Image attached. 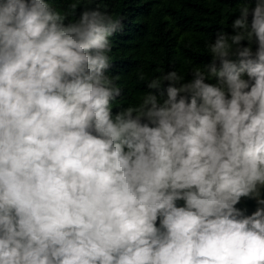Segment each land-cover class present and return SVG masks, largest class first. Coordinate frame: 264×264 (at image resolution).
I'll list each match as a JSON object with an SVG mask.
<instances>
[{
	"label": "clouds",
	"instance_id": "clouds-1",
	"mask_svg": "<svg viewBox=\"0 0 264 264\" xmlns=\"http://www.w3.org/2000/svg\"><path fill=\"white\" fill-rule=\"evenodd\" d=\"M230 28L114 113L121 19L0 0V264H264V0Z\"/></svg>",
	"mask_w": 264,
	"mask_h": 264
},
{
	"label": "trees",
	"instance_id": "trees-1",
	"mask_svg": "<svg viewBox=\"0 0 264 264\" xmlns=\"http://www.w3.org/2000/svg\"><path fill=\"white\" fill-rule=\"evenodd\" d=\"M243 2L81 0L73 8L74 0H50L53 9L68 13V20L78 18L84 8H98L121 19L122 30L110 38L113 44L109 53L111 67L106 73L120 77L116 83L122 88V95L112 102L114 113L138 104L151 79L170 70H177L185 79H190L193 67L203 68L209 63L211 54L207 45L221 30L231 34V21L239 15ZM243 43L247 46V42ZM141 75L144 79L139 78ZM237 207L247 209V214H251L257 204L255 200L242 198Z\"/></svg>",
	"mask_w": 264,
	"mask_h": 264
},
{
	"label": "rangeland",
	"instance_id": "rangeland-1",
	"mask_svg": "<svg viewBox=\"0 0 264 264\" xmlns=\"http://www.w3.org/2000/svg\"><path fill=\"white\" fill-rule=\"evenodd\" d=\"M177 204H178V206H182L183 205V203H181V201H178Z\"/></svg>",
	"mask_w": 264,
	"mask_h": 264
}]
</instances>
